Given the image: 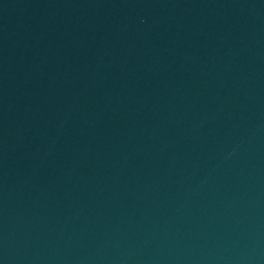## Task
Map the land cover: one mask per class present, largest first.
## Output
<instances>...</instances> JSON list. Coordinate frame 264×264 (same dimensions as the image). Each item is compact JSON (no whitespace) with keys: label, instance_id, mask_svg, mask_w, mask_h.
I'll list each match as a JSON object with an SVG mask.
<instances>
[{"label":"water","instance_id":"water-1","mask_svg":"<svg viewBox=\"0 0 264 264\" xmlns=\"http://www.w3.org/2000/svg\"><path fill=\"white\" fill-rule=\"evenodd\" d=\"M0 264H264V0H0Z\"/></svg>","mask_w":264,"mask_h":264}]
</instances>
